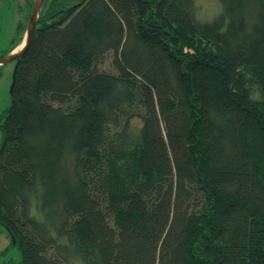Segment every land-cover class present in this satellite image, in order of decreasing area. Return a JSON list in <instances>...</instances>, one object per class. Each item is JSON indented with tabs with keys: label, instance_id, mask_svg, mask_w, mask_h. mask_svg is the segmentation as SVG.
Instances as JSON below:
<instances>
[{
	"label": "trees",
	"instance_id": "obj_1",
	"mask_svg": "<svg viewBox=\"0 0 264 264\" xmlns=\"http://www.w3.org/2000/svg\"><path fill=\"white\" fill-rule=\"evenodd\" d=\"M219 1L43 0L0 114V254L264 264V0Z\"/></svg>",
	"mask_w": 264,
	"mask_h": 264
},
{
	"label": "rangeland",
	"instance_id": "obj_2",
	"mask_svg": "<svg viewBox=\"0 0 264 264\" xmlns=\"http://www.w3.org/2000/svg\"><path fill=\"white\" fill-rule=\"evenodd\" d=\"M197 17L204 20H212L220 11L219 0H197ZM28 5L25 0H0V57L7 52L11 41L16 37L17 25L26 18ZM27 24V23H26ZM14 61L0 65V114L9 106V88L12 80ZM0 132V141H1ZM9 242V236L0 225V251L5 249ZM18 251L9 248L0 254V264H20Z\"/></svg>",
	"mask_w": 264,
	"mask_h": 264
},
{
	"label": "water",
	"instance_id": "obj_3",
	"mask_svg": "<svg viewBox=\"0 0 264 264\" xmlns=\"http://www.w3.org/2000/svg\"><path fill=\"white\" fill-rule=\"evenodd\" d=\"M42 2H43V0H33L32 4H31L32 7H31V10H30L29 15H28L29 19H28L27 24L25 26L26 30H25V33L22 37L23 39L21 40V42L19 43L18 46L11 49V51H9L8 53H6L0 57V65L8 63L11 60L18 59L20 57V55H22L23 52L26 50V48L30 42L31 32H32L34 25L36 24L37 19L39 17L38 14H39L40 8L42 6ZM10 83H11V85L9 88V93H10L12 85H13L12 80Z\"/></svg>",
	"mask_w": 264,
	"mask_h": 264
}]
</instances>
